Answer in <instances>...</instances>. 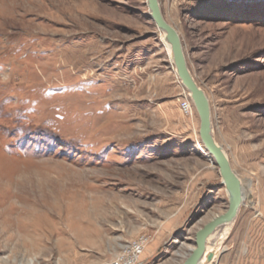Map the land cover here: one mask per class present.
<instances>
[{
  "label": "rangeland",
  "instance_id": "374dc122",
  "mask_svg": "<svg viewBox=\"0 0 264 264\" xmlns=\"http://www.w3.org/2000/svg\"><path fill=\"white\" fill-rule=\"evenodd\" d=\"M159 1L246 189L211 264H264V0ZM189 94L147 0H0V264H183L229 207Z\"/></svg>",
  "mask_w": 264,
  "mask_h": 264
},
{
  "label": "water",
  "instance_id": "95a60500",
  "mask_svg": "<svg viewBox=\"0 0 264 264\" xmlns=\"http://www.w3.org/2000/svg\"><path fill=\"white\" fill-rule=\"evenodd\" d=\"M152 20L158 28L165 33L164 40L171 45L173 62L177 69V75L183 86L189 91L192 102L197 109L200 118L199 134L205 150L210 153L217 166L226 186L229 196V207L226 213L217 216L208 222L196 234V248L183 264H200L204 255L207 238L218 228L237 218L244 202L242 183L232 168L229 157L224 148L219 145L214 137L212 124V111L208 95L202 89L188 66L182 38L178 30L164 17L159 0H147Z\"/></svg>",
  "mask_w": 264,
  "mask_h": 264
},
{
  "label": "bare ground",
  "instance_id": "6f19581e",
  "mask_svg": "<svg viewBox=\"0 0 264 264\" xmlns=\"http://www.w3.org/2000/svg\"><path fill=\"white\" fill-rule=\"evenodd\" d=\"M166 34L163 33V37L165 36ZM167 45V48L169 49V54H170V57H171V60L173 62V54H172V48H171V45L169 43L166 44ZM174 64V62H173ZM174 67L176 69V66L174 64ZM176 73H177V69H176ZM178 77V75H177ZM194 77V75H193ZM178 79L180 80V78L178 77ZM196 80V79H195ZM182 83V82H181ZM198 83V82H197ZM183 85V84H182ZM184 87V86H183ZM185 88V87H184ZM186 89V88H185ZM187 90V89H186ZM188 91V90H187ZM191 94V93H190ZM189 94V95H190ZM211 105V104H210ZM218 143V142H217ZM225 150V149H224ZM226 152V151H225ZM227 154V153H226ZM228 156V155H227ZM233 168V167H232ZM234 170V169H233ZM236 173V172H235ZM237 174V173H236ZM242 183V190H243V193H244V202L243 204H245V199H246V189H245V185H243V179L237 175ZM252 187V190H253V186ZM241 209V208H240ZM240 212V211H239ZM219 216V215H218ZM217 217V216H216ZM215 217V218H216ZM213 220V219H212ZM211 220V221H212ZM236 219H234L232 222L224 225V226H221V227H218L206 240V248H205V252H204V255L203 257L201 258L200 260V264H211L213 261H215L222 249V241L224 239V237L229 233V230L230 228L233 226V223ZM203 228V227H202ZM196 248V246H195ZM194 248V249H195ZM193 249V250H194Z\"/></svg>",
  "mask_w": 264,
  "mask_h": 264
},
{
  "label": "built area",
  "instance_id": "2783aa9c",
  "mask_svg": "<svg viewBox=\"0 0 264 264\" xmlns=\"http://www.w3.org/2000/svg\"><path fill=\"white\" fill-rule=\"evenodd\" d=\"M183 108L186 112L191 111L192 103H190V101H185L183 104ZM142 252H143V245L141 243H136L132 248V258L131 260H129L127 264H135L136 261H134V259L137 258ZM116 264H123V262L118 261L116 262Z\"/></svg>",
  "mask_w": 264,
  "mask_h": 264
}]
</instances>
